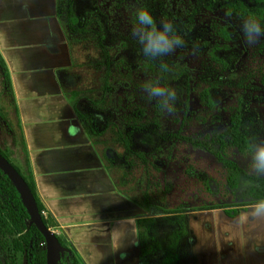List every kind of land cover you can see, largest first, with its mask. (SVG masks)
Segmentation results:
<instances>
[{"label": "trees", "instance_id": "obj_1", "mask_svg": "<svg viewBox=\"0 0 264 264\" xmlns=\"http://www.w3.org/2000/svg\"><path fill=\"white\" fill-rule=\"evenodd\" d=\"M127 1L115 0L116 6ZM136 2H140L136 10L146 8L153 16L157 27L160 26L162 20L171 21L174 24L176 33L184 40V44L179 47L181 49H204L209 45L206 41L207 32L199 28L195 21L204 11L223 10L228 17L239 20L251 16L257 19L261 23V27L264 28V0H195L189 9L176 10L171 9L168 0H136ZM135 13L133 15L134 23ZM56 18L68 45H72L79 37L90 31L99 50V65L103 68V76L101 77L103 92L101 95L95 98L91 96L75 97L74 100L70 101L68 95L64 93L82 131L94 147L113 184H115L113 174L135 168L136 160L140 163L141 169L144 170L140 177V182L144 179V187L138 185L137 194H134L133 189L123 192L124 184L121 182L119 186L115 185L116 190L122 196L151 215L148 218L138 219L135 223L139 264H180L189 237L186 213L224 209L226 215L234 217L243 209L242 207H247L259 199H264V177L249 175L233 160H230L226 153L228 148H234L241 153H251L248 147L250 138L254 137L257 142L261 141L259 115L250 107L247 97L238 99V104L230 115L229 124L225 130H214L202 137L184 136L179 131L175 133L163 131L159 122L158 111L153 118L148 119L141 109L135 110L130 119L122 120L121 124L117 125L112 122L111 114L105 105V96L109 95L111 91L110 81L113 78L114 70H132L136 68L135 63L137 62H141L142 65L149 68L158 66L159 77L163 79L165 87L173 88L177 92L178 99L175 106L178 105V108L183 111H186L187 108V98L180 101L179 95H186L189 90L190 79L187 70L181 68L172 72L166 63L165 56L156 60L145 57L139 43H135L130 38L112 34L107 24L108 15L99 10L95 0H56ZM216 33L223 41L232 39L231 33L224 27L218 28ZM115 42L122 46L115 48ZM213 51L219 57V60L216 61H219L223 68H232V61L236 56L232 47L215 45ZM162 63L168 65V71L161 70L160 65ZM0 64L4 71L6 84L11 92L18 134L26 156L31 183L20 174L17 168L12 166L29 187L44 226L51 229L55 224L50 217L45 218L43 215L44 206L39 200L30 173L9 74L1 57ZM71 72L68 70L65 75L66 78L72 77ZM202 98L206 103L211 104L209 91H205ZM107 132L112 136V142L122 149L121 153L108 147L98 149L102 137ZM175 143H183L211 154L225 170V183L230 193L240 200H246L245 203L232 206H201L191 210L179 207L167 208L165 189L161 193L150 191L151 186L157 188L150 181L149 166L151 164H149L148 158L154 160V153L152 152H157L163 146ZM148 147H151V151L144 152L141 150ZM0 154L6 159L2 153ZM124 177V174H121V180ZM242 181H247L248 186H243ZM49 221H52L54 225H51ZM0 225L5 230V234L11 237V247L15 255L23 254L26 258V264H46V252L42 248V246L45 247L44 238L37 228L30 224L29 216L15 187L1 170ZM58 241L64 248L58 264H82L74 250L65 246L59 238Z\"/></svg>", "mask_w": 264, "mask_h": 264}, {"label": "crops", "instance_id": "obj_2", "mask_svg": "<svg viewBox=\"0 0 264 264\" xmlns=\"http://www.w3.org/2000/svg\"><path fill=\"white\" fill-rule=\"evenodd\" d=\"M0 57L52 231L82 264H139L135 223L146 212L116 190L63 93L72 58L56 0H0ZM248 207L234 217L224 209L186 213L180 264H264V222L245 219Z\"/></svg>", "mask_w": 264, "mask_h": 264}, {"label": "rangeland", "instance_id": "obj_3", "mask_svg": "<svg viewBox=\"0 0 264 264\" xmlns=\"http://www.w3.org/2000/svg\"><path fill=\"white\" fill-rule=\"evenodd\" d=\"M168 2L171 9L176 10L189 9L195 0H168ZM139 3L136 0H128L116 6L115 0H95L99 10L108 15L107 24L110 32L130 38L135 43L138 42L132 35L131 29L134 24L133 15ZM195 21L199 28L207 32L206 41L209 45L204 49L178 47L173 53L165 56L172 72L181 68L188 72L190 79L188 93L179 95L180 101L187 98L186 111L176 105L173 114L161 112L157 100H149L143 91V85L149 80H159L165 87L163 79L159 77V67L149 68L137 62L136 68L132 70L119 69L113 72L110 81L111 91L105 96V105L111 114L112 122L120 125L122 120L130 119L138 109H141L148 119L153 118L158 111L163 131L171 133L179 131L184 136L202 137L214 130H225L229 124V117L238 104V99L247 97L250 107L259 115L260 140H264V36L259 37L251 45L247 44L242 31L244 20L230 18L223 10L204 11ZM220 27L226 28L231 33L230 41H223L217 35V29ZM215 45L232 47L236 56L232 61L231 69L223 68L220 62L216 61L219 57L213 51ZM68 46L72 58V66L69 69L72 71V77L63 78V93L68 95L70 101L75 97L100 96L103 92L101 87L103 68L99 65V50L93 34L89 31ZM121 46L120 43L115 42V48ZM205 91L210 93L211 104L206 103L202 98ZM111 138L112 136L107 132L102 137L98 149L108 147L121 153L122 149L113 143ZM141 150L149 152L151 147ZM0 153L31 183L26 156L18 134L11 92L6 84L1 64ZM152 153L154 160L148 158L151 164L150 181L157 189L151 186L150 191L161 193L165 189L167 208L179 207L191 210L201 206H232L245 203L246 200H240L230 193L225 183V170L211 154L183 143L168 144ZM226 153L230 160L249 174L251 153H241L234 148H228ZM134 164L135 168L115 172L113 177L114 186H119L121 182L124 184L123 192L133 189L134 194H137L138 185L144 187V179L140 182L144 170L137 160ZM121 174L125 176L123 180ZM49 222L54 225L52 221ZM42 248L45 249L43 246ZM0 264H26L23 254L13 253L11 237L5 234L1 225Z\"/></svg>", "mask_w": 264, "mask_h": 264}, {"label": "clouds", "instance_id": "obj_4", "mask_svg": "<svg viewBox=\"0 0 264 264\" xmlns=\"http://www.w3.org/2000/svg\"><path fill=\"white\" fill-rule=\"evenodd\" d=\"M132 35L141 45V51L145 57L153 60L163 56L170 55L176 48L184 44V40L175 31V26L171 21L162 20L159 27L156 26L155 20L146 8H139L135 13V23L132 26ZM242 31L245 42L253 44L259 37L264 36V28L261 23L249 16L244 19ZM162 71H168V65H160ZM143 91L149 100H157L161 112L173 114L175 102L178 99L175 89L164 87L159 80H149L143 85ZM251 152L250 175L264 176V140L257 142L256 138H250L248 145ZM242 185L247 187L248 182L242 181ZM245 219L264 222V199H259L251 203L248 210L244 213ZM132 219V218H129ZM118 237L114 243L113 250L118 251L120 248ZM136 241H133L135 244Z\"/></svg>", "mask_w": 264, "mask_h": 264}, {"label": "water", "instance_id": "obj_5", "mask_svg": "<svg viewBox=\"0 0 264 264\" xmlns=\"http://www.w3.org/2000/svg\"><path fill=\"white\" fill-rule=\"evenodd\" d=\"M0 170L9 178L15 187L29 216L30 224H33L44 238L46 264H58V261L64 252L63 246L59 243L55 233L44 226L35 199L22 176L1 154ZM144 217L148 218L151 217V215L146 213Z\"/></svg>", "mask_w": 264, "mask_h": 264}, {"label": "built area", "instance_id": "obj_6", "mask_svg": "<svg viewBox=\"0 0 264 264\" xmlns=\"http://www.w3.org/2000/svg\"><path fill=\"white\" fill-rule=\"evenodd\" d=\"M44 213V212H43ZM43 245V244H42Z\"/></svg>", "mask_w": 264, "mask_h": 264}]
</instances>
